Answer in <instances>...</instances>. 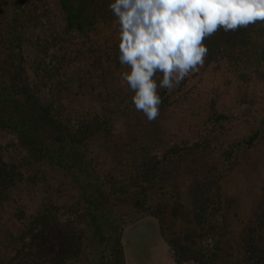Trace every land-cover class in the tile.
<instances>
[{
    "label": "rangeland",
    "instance_id": "rangeland-1",
    "mask_svg": "<svg viewBox=\"0 0 264 264\" xmlns=\"http://www.w3.org/2000/svg\"><path fill=\"white\" fill-rule=\"evenodd\" d=\"M18 15L20 53L35 94L68 124L90 112L101 125L85 147L128 225L124 264H264V82H245L224 63L205 59L199 71L166 89L168 104L148 122L121 79L129 69L118 59L119 26L104 31L105 41L95 46L93 37L66 32L58 0H0L5 60L17 52L8 32ZM255 131L258 139L246 148L241 139ZM0 145L4 161L22 174L19 180L10 173L12 184L0 172L6 196L0 247L25 264H71L61 254L84 225L78 190L55 166L38 171L26 164L10 131L0 129ZM173 146L181 151H169ZM235 212L238 220L228 227ZM36 217L42 218L33 223ZM196 226L206 237L187 244L183 235ZM115 247L106 241L107 264H120Z\"/></svg>",
    "mask_w": 264,
    "mask_h": 264
},
{
    "label": "trees",
    "instance_id": "trees-1",
    "mask_svg": "<svg viewBox=\"0 0 264 264\" xmlns=\"http://www.w3.org/2000/svg\"><path fill=\"white\" fill-rule=\"evenodd\" d=\"M111 2L113 0H58L66 32L93 37L95 46L102 44L106 39L103 32L113 31L118 26L114 25L115 17L108 7ZM15 23L17 25L11 27L8 37L17 52L7 60L0 56V129L15 135L18 145L25 152L26 164L38 171L42 166H55L79 192L84 225L74 235L71 245L63 250L61 257L70 258L71 264H107L104 247L111 239L121 257L119 263L124 264L123 235L128 225L112 198L109 182L85 147L86 141L101 129V125L90 112L82 113L76 125L68 124L54 112L50 102L35 94L20 53L21 15L15 17ZM204 43L209 49L206 60L224 63L231 74L245 82H264V23L258 22L236 32L221 30ZM157 75L159 83L162 74ZM157 91L162 97L161 105L168 104L166 89L159 88ZM258 137L259 132L255 131L243 137L240 143L249 148ZM169 151L179 152L181 149L173 146ZM17 170L18 165L4 161L0 145V172L6 173L13 184L10 173H18L19 180H22V174ZM36 177V174L29 175L27 180L34 183ZM5 199V194L0 193V202ZM214 202L220 211L223 205L220 186L215 187ZM234 217L236 219L229 221L228 227H234L238 220L237 212ZM41 218H34L33 223ZM105 232L109 233L108 237ZM205 237L203 228L198 226L183 235L184 241L194 246L203 243ZM25 263L24 258L16 260L0 247V264Z\"/></svg>",
    "mask_w": 264,
    "mask_h": 264
},
{
    "label": "clouds",
    "instance_id": "clouds-1",
    "mask_svg": "<svg viewBox=\"0 0 264 264\" xmlns=\"http://www.w3.org/2000/svg\"><path fill=\"white\" fill-rule=\"evenodd\" d=\"M108 7L119 26V62L129 69L122 82L148 122L160 116L158 87L171 92L204 66L206 39L264 23V0H113Z\"/></svg>",
    "mask_w": 264,
    "mask_h": 264
}]
</instances>
